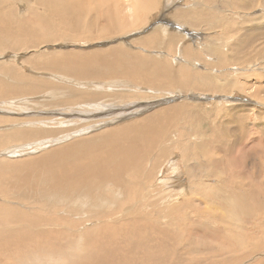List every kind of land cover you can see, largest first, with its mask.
Returning a JSON list of instances; mask_svg holds the SVG:
<instances>
[{
  "label": "rangeland",
  "instance_id": "374dc122",
  "mask_svg": "<svg viewBox=\"0 0 264 264\" xmlns=\"http://www.w3.org/2000/svg\"><path fill=\"white\" fill-rule=\"evenodd\" d=\"M9 1L16 5L13 12L12 10L8 12L9 14H14L13 16L18 22L16 27L19 29L14 36L3 37L1 42H5L7 45L0 46V80L9 85V88L0 90V166L2 168L10 165L16 169H21L22 164L32 161L35 156L42 154L43 149L39 150L42 147L37 148V146H40L39 144L43 143L42 141L48 139L47 137L49 136H37V131L41 129H56L61 131L65 126L62 124V121L73 120V122L84 125V127L87 125L86 127L90 129L88 130L89 135L99 134L100 136H106L110 130L128 125V123L134 124L146 118V115L157 109L185 103L187 106H193L195 109H198V113L201 115L202 110H206L202 115L205 120L204 124L206 123V126L204 125L207 128L206 130L212 127L214 123L222 131V128H230L228 133L223 131L222 136L234 139L232 140V145H230L231 148L229 147L228 149L234 148L236 151L228 150L231 153L225 154L219 150H213V157L216 159L222 157L223 161L220 158L219 163L215 166L210 165L209 167L203 161L204 158L198 150L200 145L190 144L189 141V139L191 142L198 141L200 137L195 133L189 132L184 127L183 118H179L175 123L177 131L175 130L168 142L172 149L165 159L159 161L158 173L154 178L157 181L166 178V182L170 180L172 183L160 185V187L156 188V193L160 194L166 189H172L167 191L170 197L167 196L166 200L168 198L172 199L167 203L173 202L172 204H174L177 201L180 202L182 199L179 196L181 195L182 188L189 185L188 173L193 183L201 181L207 183L208 187H222L223 183L227 187L230 181L243 184L248 179V181L259 187L258 191L264 193V145H261L264 142L253 141L254 138H259L260 131L264 134L263 4L248 10L236 6L234 0H159L158 5L156 4L153 8L151 7L147 11L140 13L134 11L131 7V1L134 2V0H123L126 4H121V14L118 16L125 23V26L122 28L130 29L129 31H123L121 34L110 37L105 36L103 39L91 40L84 36L83 32L86 30L84 29L79 35H76L81 39L67 38V40L71 41L56 40L35 46L46 39V26L42 25L34 17L40 8H37L36 11L32 9L31 5L35 0H29V3L24 5H20L18 0ZM255 1L257 2L258 0ZM259 1L264 3V0ZM127 3L131 9L127 8ZM175 11L184 12L190 16L207 14L206 16H212L211 18L215 21L207 17L205 23L201 22L193 26L188 21L184 22L174 16ZM90 17L91 14L89 12L87 13L86 20ZM126 18H131L134 24L130 25L129 22L131 20L127 21ZM100 25L101 23L99 27ZM12 27V24H10V29ZM43 35L45 37L39 40L38 38ZM153 35L157 36L155 45L153 47L145 45V41L154 37ZM162 38L164 40L163 43ZM171 38H181V40L173 46L172 42H169ZM213 40L220 42L215 48L221 49L228 56L235 57L237 60L238 58H242L241 60L244 62L234 64V66H226L223 63L219 64L220 61H217V54L206 52V49L213 43ZM222 42L226 45H222ZM191 48L193 49V55L198 53L200 57L191 58L187 55L186 50H191ZM65 51L83 54L96 53L98 55L97 62L99 66L102 65L101 62L105 58H109L112 55L118 56L124 54V60H131L137 66H141L140 62H142V73H147V75H149L150 71H153L151 67L154 64L165 63H170L175 68V72H181L180 69H182L184 72L194 73L193 69H195L198 72L195 75V79L199 81L203 79L200 74L211 73V76L223 79L225 77L223 73H226L228 76L223 80L231 81L233 84L232 91L229 93L213 92L215 90L196 91L199 88L196 87V89L194 87L193 79L188 82L187 87L183 88L182 91L179 88H172L169 84H167L168 88L161 86L155 89V87H149L148 85L142 88L139 83L123 75L112 76L113 72L108 73V76L102 74L97 76L94 74L96 72L93 71L89 73L83 71L69 72L66 69L63 70L62 67L42 64L44 60L55 59L58 53ZM39 53L45 55L37 59L35 55ZM140 54L143 55L142 58L139 56ZM209 65H213L212 69H210ZM116 87H119V89H116ZM119 93L129 97V101L123 103L116 98L115 94ZM254 95H257L258 98H255ZM216 107H219L218 110ZM184 115L186 116V110ZM240 115H242V118ZM241 119L245 120L244 122L247 125L248 131L251 128L254 129L250 131L252 141L249 143L246 140L244 141L243 135H238L239 132L234 135L233 129L239 126L245 127L240 122ZM181 120L182 122L180 123ZM220 120L224 121V123H221ZM73 122L68 125L70 126L68 130L73 127ZM185 130L189 133L187 134ZM21 132L27 133L29 136L19 139ZM176 133L177 135H175ZM237 135L241 138L240 141L242 143L235 145ZM83 136H86V133L82 134L81 137ZM177 137H180V141L185 143H180L181 150L177 144H172L174 141L176 142ZM188 137L189 139H187ZM28 138L30 139L28 140ZM245 142L246 144H244ZM60 143L62 142L50 143L45 148L54 147ZM35 148L38 151H35ZM207 149H204V152ZM160 150H157L153 154L154 157L151 156V160L157 158ZM220 150L224 151L225 149L222 147ZM172 161L174 165H171ZM198 161L199 163H197ZM216 166L221 171L218 175H220V180H224L222 184L216 179L215 175L210 177L207 175L208 172L206 171L215 170ZM187 167H189V171ZM177 191L178 196L174 197L172 193ZM235 192L239 193L240 190L236 189ZM204 193L206 195L211 194L212 198L207 200L208 204L194 202L197 207L193 211L195 215L190 214L188 216V218H191V221L193 220L192 222H195L194 225H188L185 228V226L181 225L182 222L180 221L182 220L178 221L175 219V221H178L177 226L180 224V228L184 227L183 230L186 231L187 229L189 232L173 228L171 238L166 235V238L165 236L159 238L161 242L160 240L158 242V239L154 240L155 243L151 244V251L154 256H157L155 252L157 251V247L161 248L164 246L166 248L168 246V249L174 250L175 256L179 254L182 256L183 262L187 260V264H191L192 261L200 264L196 262L199 259L198 254L203 253L206 256L209 250L213 251L216 249L217 252H221L220 255H215L217 261L216 259L206 258L203 264H216L215 262L217 264H223L220 262L230 264L228 261L241 256L242 251L240 253V250L236 249L232 242H229L231 238L228 239V237L231 236H225L224 234L219 236V231L226 234L227 232L234 233L232 235L234 237L240 235L243 241H246L245 243H250V241L259 242L262 239L264 218L262 219L263 214L258 212L255 198L261 197L264 199V195L258 194L252 200L246 194L236 204L233 200L220 196V194H223L221 191L215 190L213 193H210L209 188H207L204 189ZM14 194L15 192H7L5 195H0V202L23 210L42 207L40 202L36 204L32 198L20 200L13 198L12 195ZM22 196L19 195V197ZM242 201L245 202L246 207L241 206ZM128 202L130 203V199ZM128 206L130 205H124L122 202L123 208ZM52 207H56L60 211L66 210L69 214L72 213V209H67L64 206L52 205ZM241 209L246 210L247 216L241 214ZM202 211L209 215H216L214 219L217 222L213 225L209 223L206 217L205 219L203 218ZM191 221L190 223H192ZM198 221H203V224H206L212 230H219V233H213L212 230L208 234L205 233L203 227L198 225ZM142 237L147 238V236ZM244 238L246 239L244 240ZM166 239L168 240L166 241ZM61 240L62 251L65 253H63L64 256L58 255L56 259L46 258V264H75L76 252H74L73 242L69 236H63ZM146 243L149 242L146 241ZM193 250L196 251L194 252ZM123 251L124 249L121 252ZM143 253H138L139 257H135V259H138V264L148 262V264H152L153 262L146 261L144 258L146 252ZM67 254L69 255L68 257H66ZM235 254L238 256H235ZM246 254V256H243V259L238 262L235 261L232 264H257L260 259L262 263L259 264H264V256L262 258L259 253ZM5 257L6 255L4 256L0 252V262H3L2 259ZM158 257H161L160 262L163 258L165 259L161 264L174 262V260H168L169 258L165 256L158 255ZM141 260L145 261L141 262Z\"/></svg>",
  "mask_w": 264,
  "mask_h": 264
},
{
  "label": "bare ground",
  "instance_id": "6f19581e",
  "mask_svg": "<svg viewBox=\"0 0 264 264\" xmlns=\"http://www.w3.org/2000/svg\"><path fill=\"white\" fill-rule=\"evenodd\" d=\"M158 2L159 0H134V2L131 1V7L134 11L141 13L151 7L153 8ZM18 3L24 5L29 3V0H18ZM121 4L124 5L126 2L123 0H35L31 7L35 11L37 8H40V10L34 17L38 22L46 26V39L35 46L56 40L71 41L67 40V38L81 39L76 35H79L84 29H86L83 32L84 36L91 40L103 39L105 36L110 37L121 34L123 31H129L130 29L122 28L125 26V23L119 17V14H121ZM234 4L242 7V9L246 8L248 10L260 4L264 5L259 0L257 2L255 0H234ZM15 7L16 5L9 0H0V46L7 45L5 42H1L3 37L9 35L14 36L19 29L16 27L18 22L14 18V14H9L8 12L10 10L13 12ZM127 8L131 9L128 3ZM89 12L91 17L86 20L87 13ZM206 15L198 14L197 16H190L187 13L179 11H175L174 13V16L184 22L188 21L193 26L201 22L205 23L207 17L212 19V16ZM127 21H130V25L134 24L131 18H128ZM100 23L101 25L99 27ZM10 24L13 26L11 29ZM115 27L117 28L114 29ZM44 37L43 35L38 39L40 40ZM156 38L157 36L151 37L144 44L153 47L155 42H157ZM180 40L181 38H171L169 42H172L174 46ZM215 41L213 40V43L208 46L206 52L217 54V61H220L219 64L223 63L226 66H234V64L244 62L241 60L242 58H238L237 60L235 57L228 56L221 49L215 48L220 44L219 41ZM163 42L164 40L162 38ZM221 44L226 45L224 42ZM186 51L187 55L191 58L200 57L198 53L193 55L192 48ZM44 55L39 53L35 57L38 59ZM139 56L141 58L143 57L141 54ZM97 57L98 55L96 53L83 54L80 52L65 51L58 53L55 59L44 60L42 64L62 67L63 70L66 69L69 72L83 71L89 73L93 71L96 72L94 74L97 76L99 74L108 76V73L113 72L111 74L112 76L123 75L139 83L142 88L147 85L149 87L153 86L155 89L161 86L168 88L167 84H169L172 88H179L182 91L183 88L187 87L188 82L193 79L194 87L199 88H196V91L215 90L213 92L219 93H229L232 91L233 84L231 81L223 80L228 76L226 73H223L225 76L223 79L213 77L210 75L211 73L200 74L203 79L199 81L195 79V75L198 73L195 69H193L194 73H187L182 69H180L182 73L175 72V68L170 63H165L154 64L151 67L153 71H150L149 75H147V73H142V62H140L141 66H137L131 60H124V54L118 56L112 55L109 58H105L101 62V66L97 62ZM212 66L209 65L210 69H212ZM4 88H9V85L0 80V90ZM116 89H119V87H116ZM115 97L123 103L129 101V97L122 93L115 94ZM254 97L258 98L257 95H254ZM216 108L218 110L219 107ZM185 110L186 116L184 115ZM205 112L206 110H202V115ZM202 115L193 106L180 103L157 109L146 115V118L134 124L128 123V125L110 130L106 136H100L99 134L89 135L88 130L90 129L86 127L87 125L84 127V125L73 122V120L62 121V124L65 126L61 131L56 129H41L37 131V136H49L47 137L48 139L39 144L40 146H37V148L42 147L39 149H43L42 154L35 156L32 161H27L22 164L21 169H16L10 165L6 168L0 166V195H5L7 192H15L12 195L13 198L19 200L32 198L36 204L40 202V205H42V207L23 210L0 202V252L4 256L6 255L4 259L1 258L3 262H0V264H46V258L56 259L58 255L64 256L65 253L62 251L63 246L61 240L63 236H69L73 242L74 252H76L75 264H138V259H135V257L141 252H146L144 258L146 261L153 262L152 264H161L165 260L163 258L160 262L161 257H158V255L165 256L169 258L168 260H174L170 264H187V260L183 262L184 259H182V256L180 254L175 256L174 250L171 248L168 249V246L166 248L164 246L161 248L157 247V251H155L157 256H154L151 251V244L155 243L154 240L156 239H158V242L159 240L161 242L160 237L165 236L166 238V235L170 237L173 233V228L189 232L187 229L186 231L183 230L184 227L180 228V224L177 226V222L182 220L180 221L182 222L181 225L185 226V228L188 225H194L195 222H192L193 220L191 221V218H188L190 214L195 215L193 211L197 207L194 202L208 204L209 202L207 200L212 198L211 194L206 195L204 193V189L209 188L210 193H213L215 190L221 191L223 194H220V196H224L228 200H233L236 204L246 194L252 200L258 194L264 195L262 191H258L259 187L248 181V179L243 184L230 181L226 187L223 183L224 180H220L219 178L220 175L218 174L221 171L218 169V166L214 168L215 170L206 171L208 172L206 174L209 177L215 175L216 179L220 181V184L223 183L222 187H208L207 183L201 181L193 183L188 173L189 185L182 188L181 195L179 196L182 199L180 202L177 201L174 204H172L173 202L167 203L172 200L169 198L166 200L169 195L167 191L172 189H166L160 194L156 193L155 190L160 185L172 183L170 180L166 182V178H162L160 181L154 178L158 173L159 161L165 159L172 149L168 142L175 130L177 131L175 129V123L179 118H183L185 123L184 127L189 132L195 133L200 137L195 142H191L189 139L191 135L187 139H189L190 144L200 145L198 150L204 158L203 161L209 167L210 165L215 166L219 163L220 158L223 161L222 157L218 159L213 157V150L216 149L225 154L230 152L228 150H235L234 148L228 149L229 147L231 148L230 145H232L231 143L234 139L222 136L223 131L228 133L230 128H222V131L214 123L212 127L209 126L210 128L206 130V123L204 124L205 120ZM240 116L242 118V115ZM244 121L241 119L240 122L245 127L242 128L239 126L233 129V131L234 135L239 132L238 135H243L244 141L246 140L249 143L252 141L250 131L254 129L251 128L248 131ZM72 122L74 125L68 130L70 127L68 125ZM221 123H224V121H221ZM220 125L223 127L222 124ZM189 132L186 131L187 134ZM84 133H86V136L81 137ZM259 134V138H254L253 141L256 140L257 142L263 143L264 134L261 131ZM238 135L235 139V145L242 143ZM24 136L29 135L21 132L19 139H23L22 137ZM179 138L177 137L176 142L174 141L172 144H177L181 150L180 143H185L181 142ZM59 142L62 143L54 147L45 148L47 144ZM222 147L225 149L224 151L220 150ZM243 147L245 148L244 145ZM37 148H35V151H38ZM159 149L161 150L157 158L151 160V156L154 157L153 154ZM204 149H207V151L204 152ZM208 155L211 156L208 157ZM171 165H174L173 161ZM187 170L189 171V167H187ZM236 189H239L240 192L236 193ZM247 190L249 191L247 192ZM172 194H174V197H177L178 191ZM19 195L23 196L19 197ZM129 199L130 203L128 202ZM122 202L124 205L127 204L130 206L123 208ZM255 202H257L255 205L259 210L258 212L263 214V219L264 199L261 197L258 199L255 198ZM52 205L72 209V213L69 214L66 210L60 211L56 207H52ZM241 206L246 207L244 201L241 202ZM145 210L147 211L144 212ZM240 212L242 215L247 216L245 209H241ZM202 214L203 218L205 219L206 217L212 225L217 222L214 219L216 215H209L204 211H202ZM175 219L178 221H175ZM198 225H201L207 234L212 230V228L203 224V221H198ZM239 229L241 228L239 227ZM212 231L213 233H217L219 230ZM219 232V236H222V234L231 236L228 237V239L231 238L229 242H232L233 246L240 250V253L242 251L241 256L235 254L238 257L228 261L230 264L243 259V256L247 255L246 253H259L263 258L264 229L262 239L259 242L250 241V243H245L246 241L244 242L240 235L234 237L232 236L234 233L227 232L226 234L221 231ZM142 236H147L148 239ZM146 241L149 243H146ZM123 249L124 251L121 252ZM216 254L220 255L221 252H217L215 249L213 251L209 250L206 256L203 253L198 254L199 259L196 262L203 264L206 258L216 259ZM68 256L67 254L66 257ZM143 261L141 260V262ZM260 261L262 260L260 259ZM260 261L257 264L262 263ZM215 263L217 264V262ZM220 263L224 264V262ZM191 264L196 263L192 261Z\"/></svg>",
  "mask_w": 264,
  "mask_h": 264
}]
</instances>
